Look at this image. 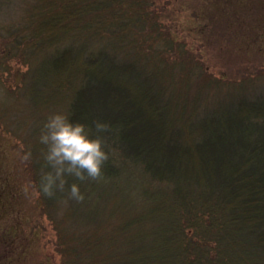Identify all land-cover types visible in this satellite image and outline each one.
<instances>
[{"label": "trees", "instance_id": "obj_1", "mask_svg": "<svg viewBox=\"0 0 264 264\" xmlns=\"http://www.w3.org/2000/svg\"><path fill=\"white\" fill-rule=\"evenodd\" d=\"M261 10L264 0H0V128L18 139L55 264H264ZM234 46L244 60L213 71L204 48ZM52 113L105 140L103 179L67 178L80 203L39 192ZM97 120L110 131L97 134ZM0 241L11 248L13 233ZM15 257L0 251V264Z\"/></svg>", "mask_w": 264, "mask_h": 264}, {"label": "rangeland", "instance_id": "obj_2", "mask_svg": "<svg viewBox=\"0 0 264 264\" xmlns=\"http://www.w3.org/2000/svg\"><path fill=\"white\" fill-rule=\"evenodd\" d=\"M175 6L180 8V2L177 1ZM262 12L264 13V11ZM200 13L198 11V14ZM183 17L178 18L176 16L174 24L177 25L181 21L180 23L184 25L187 22L186 27H191L192 33H194V28L192 27L194 23L190 25L192 20L186 17L184 20ZM260 22L256 20L258 25H260ZM262 23L264 26V14L262 15ZM259 32V40L253 43V47L256 45L261 47L260 53L257 56H263L264 59V27ZM184 33L188 41H190V38L193 36L186 31ZM203 39L207 40L208 36ZM204 49L207 50L204 52V57L207 63L210 64V68L215 72L223 70V68L226 70V67L222 63H229L235 69L244 60L242 53H238L240 49L237 47H235V51L231 49L228 54H219L218 51L215 52L212 48ZM2 94L0 92V98L3 97ZM16 140L18 139L11 133L3 131L0 128V234H4L5 231L13 233L11 248L8 244H3L0 241V251H2L3 257L7 253L15 255L17 260H14V264H39L43 261L44 255L47 254L50 255V258H54H52V264H55L56 256L55 253H52L53 233L43 216L38 215L37 194L31 188L26 172L18 159V152L15 146ZM25 186L29 187L27 194L24 191ZM32 230V238L29 239ZM36 232L39 234V238L35 236ZM23 250L27 255H21ZM20 256L22 257L18 263Z\"/></svg>", "mask_w": 264, "mask_h": 264}, {"label": "clouds", "instance_id": "obj_3", "mask_svg": "<svg viewBox=\"0 0 264 264\" xmlns=\"http://www.w3.org/2000/svg\"><path fill=\"white\" fill-rule=\"evenodd\" d=\"M97 134L110 131V125L95 121ZM91 129L83 123H73L62 113H52L43 124L39 143L44 145L39 170V192L46 198H55L57 193L67 192L69 199L80 203L84 200L78 184L67 183L68 177L86 182L103 179L102 168L109 160L105 140L100 135H90ZM31 160V152L25 157ZM27 194L29 187L24 189Z\"/></svg>", "mask_w": 264, "mask_h": 264}]
</instances>
